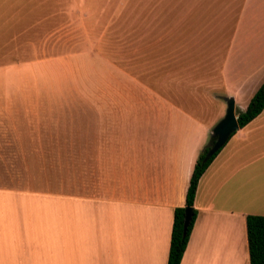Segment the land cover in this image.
Here are the masks:
<instances>
[{
	"label": "crops",
	"instance_id": "0c3cea01",
	"mask_svg": "<svg viewBox=\"0 0 264 264\" xmlns=\"http://www.w3.org/2000/svg\"><path fill=\"white\" fill-rule=\"evenodd\" d=\"M52 3L0 0V172L40 157L36 178L0 180V264H165L173 209L224 99L242 111L264 79V0H167V81L126 83L130 98L117 84L111 98L23 99L43 89L12 83L13 49L28 23H60ZM193 207L179 264H249L264 106L209 162Z\"/></svg>",
	"mask_w": 264,
	"mask_h": 264
},
{
	"label": "rangeland",
	"instance_id": "374dc122",
	"mask_svg": "<svg viewBox=\"0 0 264 264\" xmlns=\"http://www.w3.org/2000/svg\"><path fill=\"white\" fill-rule=\"evenodd\" d=\"M43 1H53L55 13L49 18L54 15L60 23H28L13 49L12 83L43 89L27 87L23 99L111 98L107 87L128 83L143 88L157 77L167 81V0H75L77 11H69L71 0ZM129 85L123 87L128 98ZM11 158V169L1 171L0 180L37 177L40 157Z\"/></svg>",
	"mask_w": 264,
	"mask_h": 264
},
{
	"label": "trees",
	"instance_id": "16d2710c",
	"mask_svg": "<svg viewBox=\"0 0 264 264\" xmlns=\"http://www.w3.org/2000/svg\"><path fill=\"white\" fill-rule=\"evenodd\" d=\"M264 106V79L250 97L246 107L242 111H235L236 122L242 127L250 119L256 116ZM206 143L197 154L194 161L188 184L184 195V204L173 209L172 224L170 230L169 245L165 264H179L185 248L188 235L195 219L196 210L193 207V198L197 181L209 162L213 159L219 149L207 159H203L209 143ZM190 207L191 214L186 228L182 229L184 208ZM245 234L247 243V254L249 264H264V215H245Z\"/></svg>",
	"mask_w": 264,
	"mask_h": 264
},
{
	"label": "water",
	"instance_id": "95a60500",
	"mask_svg": "<svg viewBox=\"0 0 264 264\" xmlns=\"http://www.w3.org/2000/svg\"><path fill=\"white\" fill-rule=\"evenodd\" d=\"M225 109L222 117L212 126L210 130L211 142L206 150L203 159H207L213 153H215L223 144L226 142L228 137L237 128L236 115L234 112L233 99L231 97H226L225 99ZM191 214V208H184L182 229L186 228Z\"/></svg>",
	"mask_w": 264,
	"mask_h": 264
}]
</instances>
